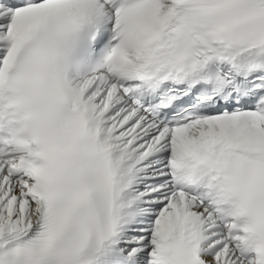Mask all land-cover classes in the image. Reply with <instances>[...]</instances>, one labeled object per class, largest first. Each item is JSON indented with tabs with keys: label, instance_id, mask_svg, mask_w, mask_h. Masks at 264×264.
Returning <instances> with one entry per match:
<instances>
[{
	"label": "snow or ice",
	"instance_id": "obj_1",
	"mask_svg": "<svg viewBox=\"0 0 264 264\" xmlns=\"http://www.w3.org/2000/svg\"><path fill=\"white\" fill-rule=\"evenodd\" d=\"M0 264H264V0H0Z\"/></svg>",
	"mask_w": 264,
	"mask_h": 264
}]
</instances>
